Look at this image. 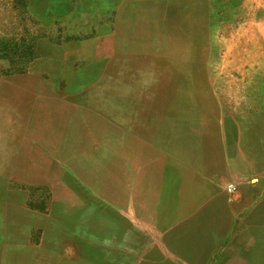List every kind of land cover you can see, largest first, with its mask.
Wrapping results in <instances>:
<instances>
[{
	"label": "rangeland",
	"instance_id": "374dc122",
	"mask_svg": "<svg viewBox=\"0 0 264 264\" xmlns=\"http://www.w3.org/2000/svg\"><path fill=\"white\" fill-rule=\"evenodd\" d=\"M148 116L231 163L199 257L134 203ZM0 264H264V0H0Z\"/></svg>",
	"mask_w": 264,
	"mask_h": 264
},
{
	"label": "crops",
	"instance_id": "0c3cea01",
	"mask_svg": "<svg viewBox=\"0 0 264 264\" xmlns=\"http://www.w3.org/2000/svg\"><path fill=\"white\" fill-rule=\"evenodd\" d=\"M150 119L148 116L134 124V129L148 132L145 137L134 139L138 146L134 150L138 153L131 160L134 203L157 213L162 226L179 224L183 235L194 236L188 239L190 252L180 257H199L193 256L191 250L197 245L196 251L200 252L201 236L205 243L211 241L212 230L208 228L221 226L227 210L228 198L222 189V178L230 179L231 163L227 168L222 167L220 156L203 142L189 147L185 141L179 150L158 149L149 133L154 130Z\"/></svg>",
	"mask_w": 264,
	"mask_h": 264
},
{
	"label": "built area",
	"instance_id": "2783aa9c",
	"mask_svg": "<svg viewBox=\"0 0 264 264\" xmlns=\"http://www.w3.org/2000/svg\"><path fill=\"white\" fill-rule=\"evenodd\" d=\"M233 189H234V188H233V186H231V185H229L228 188H227V190H228L229 192H231Z\"/></svg>",
	"mask_w": 264,
	"mask_h": 264
},
{
	"label": "trees",
	"instance_id": "16d2710c",
	"mask_svg": "<svg viewBox=\"0 0 264 264\" xmlns=\"http://www.w3.org/2000/svg\"><path fill=\"white\" fill-rule=\"evenodd\" d=\"M14 2H18V3H20V2H21V0H14Z\"/></svg>",
	"mask_w": 264,
	"mask_h": 264
}]
</instances>
